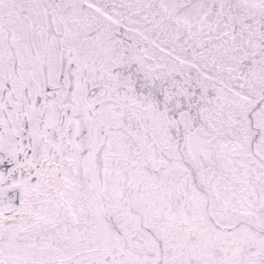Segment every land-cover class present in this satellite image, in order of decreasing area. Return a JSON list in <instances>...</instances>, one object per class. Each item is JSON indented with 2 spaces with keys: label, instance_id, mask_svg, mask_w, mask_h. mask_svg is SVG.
I'll return each instance as SVG.
<instances>
[{
  "label": "snow or ice",
  "instance_id": "snow-or-ice-1",
  "mask_svg": "<svg viewBox=\"0 0 264 264\" xmlns=\"http://www.w3.org/2000/svg\"><path fill=\"white\" fill-rule=\"evenodd\" d=\"M0 264H264V0H0Z\"/></svg>",
  "mask_w": 264,
  "mask_h": 264
}]
</instances>
